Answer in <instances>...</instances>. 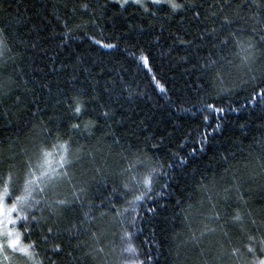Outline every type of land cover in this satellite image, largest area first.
I'll use <instances>...</instances> for the list:
<instances>
[{"label":"trees","instance_id":"16d2710c","mask_svg":"<svg viewBox=\"0 0 264 264\" xmlns=\"http://www.w3.org/2000/svg\"><path fill=\"white\" fill-rule=\"evenodd\" d=\"M122 3L0 0L11 49L0 57V177L9 165L23 174L34 146L57 138L81 157L71 183L37 195L28 221L9 225L35 245L26 264H251L249 244L264 259V103L250 102L264 90V0H231L224 12V0H177L185 7L176 12L151 0ZM238 41L254 45L250 64ZM149 175L152 190L133 212L126 200L145 191ZM81 187L72 208L49 207Z\"/></svg>","mask_w":264,"mask_h":264},{"label":"snow or ice","instance_id":"6c2138e0","mask_svg":"<svg viewBox=\"0 0 264 264\" xmlns=\"http://www.w3.org/2000/svg\"><path fill=\"white\" fill-rule=\"evenodd\" d=\"M129 0H123L122 7L124 4H127ZM133 3L141 4V0H132ZM153 4L156 5H168L173 12L177 10H183L185 5L181 3H177V0H151ZM143 7V4H141ZM192 8H195V4L189 5ZM231 0H224L223 5L220 7V12H224L226 7H231ZM84 9H87L88 5L85 4ZM148 9L145 8V11ZM217 13L213 12L212 15L215 16ZM200 13L195 12V18H199ZM223 23L231 25L234 21L229 18L227 15L223 17ZM66 28H68V24L65 21ZM77 29L83 30L86 25L77 24L75 26ZM69 32L72 29H68ZM215 31V29H213ZM255 31V29H254ZM3 29H0V57L4 56L6 52H10L11 49L8 48L6 40L3 36ZM232 36H235V33H231ZM264 40V36L261 37ZM97 44H100V40H95ZM227 40L221 41V43L227 44ZM181 43H184L181 40ZM238 46L242 48V51L246 53L243 58L244 63L250 64L255 59L254 45L248 43L246 46L238 41ZM105 48H114L115 44L106 43L103 44ZM139 60L144 64L145 67L148 66L149 61L146 56L143 54L139 57ZM229 63H231L229 61ZM155 76H153V80H155ZM252 79H256L255 76ZM7 82L0 83V87L6 85ZM157 87L163 92V87L157 81ZM230 91V89L228 90ZM257 99L260 100L261 103H264V90L253 93L250 98V102L255 103ZM71 109H73L74 113L79 116L83 110V104L77 97L72 98V103L69 105ZM204 108L208 112H223V108H217L212 104L204 105ZM107 116V113H104ZM205 121L209 119L208 115L204 117ZM71 127L73 129H78L80 127L79 124H72ZM219 127V125H217ZM34 153L32 156L24 162L26 171L23 174L17 173L14 171L15 166L9 165V170L6 177H0V256H3L4 260H12L15 253H20L21 256L26 257L27 261H34L37 253L35 252L34 243L23 244L21 237L22 233L15 228H9L8 225H16L18 221H28V214L35 205H38L42 202V199L46 196L48 191L55 192L58 186L64 182L71 183L72 176L69 173V169L79 160L81 157H76V159H72V153L70 150V145L67 141H60L57 138V142L51 145L44 144L41 142L38 145L34 146ZM58 157L53 164V157ZM153 178L151 175L146 176L143 179V185L145 191H140L138 195L133 194V198L131 200H126V203L131 207L133 212L136 211L138 202L142 201L145 196H147L148 192L152 190ZM75 187V186H73ZM125 189L129 193L133 190L129 188L127 184L124 185ZM85 188L81 187L78 190H74L72 193V199L64 198L58 199L49 204L50 208L54 207V211L60 212L65 208H72L76 201L80 200V194L85 192ZM18 193V194H17ZM37 195L41 196L42 199H37ZM123 195V193H122ZM11 199V206H7V201ZM44 202H47L46 200ZM115 207V205H113ZM129 209L125 208L124 212H128ZM16 213V216L13 217V214ZM119 215H123V213H118ZM33 220L36 219L35 216L32 217ZM234 220L240 221L241 217L236 215ZM130 223L135 224V218H133ZM253 224L256 223L255 220L252 221ZM209 231H214V229H209ZM51 232V229H49ZM95 235V234H94ZM126 237L130 240L132 237V233H126ZM205 235V233H201V236ZM227 235V233H225ZM249 241L252 243L256 242V238L253 236L248 237ZM259 244L261 245V251L264 252V237H261L259 240ZM247 248V252L251 253L254 257V260L251 264H264V259H256V250L252 246V244L245 245ZM10 250V252H9ZM57 251H59V246H57ZM100 251H103L101 248ZM126 251L135 253L136 249L134 246L129 244L126 248ZM231 256L240 258L241 253L239 248H233ZM150 259V258H149ZM39 264V262H36ZM135 264H143V261H136Z\"/></svg>","mask_w":264,"mask_h":264},{"label":"rangeland","instance_id":"374dc122","mask_svg":"<svg viewBox=\"0 0 264 264\" xmlns=\"http://www.w3.org/2000/svg\"><path fill=\"white\" fill-rule=\"evenodd\" d=\"M8 227H9V225H8ZM9 252H10V250H9ZM26 260H27V258L21 256L20 253H15L12 260H4L3 256H0V264H26Z\"/></svg>","mask_w":264,"mask_h":264}]
</instances>
